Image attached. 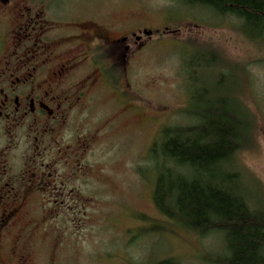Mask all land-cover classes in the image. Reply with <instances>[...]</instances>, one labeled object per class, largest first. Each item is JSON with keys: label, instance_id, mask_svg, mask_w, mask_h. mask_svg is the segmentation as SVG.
<instances>
[{"label": "rangeland", "instance_id": "1", "mask_svg": "<svg viewBox=\"0 0 264 264\" xmlns=\"http://www.w3.org/2000/svg\"><path fill=\"white\" fill-rule=\"evenodd\" d=\"M45 1L47 14L66 23L91 19L114 36L131 30L141 39L130 34V51L119 59L120 94L99 92L81 203L49 220L31 264H156L168 257L218 264L227 255L222 234L187 230L155 207L148 151L164 126L194 122L198 105L221 95L240 101L253 129L236 153L237 167L249 203L264 208V41L246 36L237 18L196 2Z\"/></svg>", "mask_w": 264, "mask_h": 264}, {"label": "flooded vegetation", "instance_id": "2", "mask_svg": "<svg viewBox=\"0 0 264 264\" xmlns=\"http://www.w3.org/2000/svg\"><path fill=\"white\" fill-rule=\"evenodd\" d=\"M130 34L141 39L66 23L45 0H0V264H31L49 220L81 203L99 92L120 94Z\"/></svg>", "mask_w": 264, "mask_h": 264}, {"label": "trees", "instance_id": "3", "mask_svg": "<svg viewBox=\"0 0 264 264\" xmlns=\"http://www.w3.org/2000/svg\"><path fill=\"white\" fill-rule=\"evenodd\" d=\"M184 1L231 15L246 36L264 41V0ZM234 102L215 96L196 107L194 122L157 133L147 158L155 174L152 199L165 218L183 228L222 234L227 255L218 264H264V208L249 203L236 161L250 142L253 121ZM156 264L181 263L168 257Z\"/></svg>", "mask_w": 264, "mask_h": 264}]
</instances>
